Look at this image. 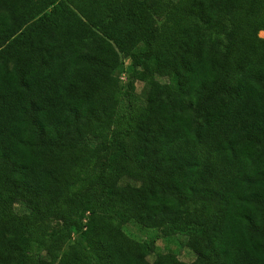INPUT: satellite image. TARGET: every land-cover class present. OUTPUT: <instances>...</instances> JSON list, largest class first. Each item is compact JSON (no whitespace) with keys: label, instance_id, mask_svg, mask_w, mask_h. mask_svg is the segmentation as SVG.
<instances>
[{"label":"trees","instance_id":"16d2710c","mask_svg":"<svg viewBox=\"0 0 264 264\" xmlns=\"http://www.w3.org/2000/svg\"><path fill=\"white\" fill-rule=\"evenodd\" d=\"M161 1L0 0V264H264V0Z\"/></svg>","mask_w":264,"mask_h":264},{"label":"rangeland","instance_id":"374dc122","mask_svg":"<svg viewBox=\"0 0 264 264\" xmlns=\"http://www.w3.org/2000/svg\"><path fill=\"white\" fill-rule=\"evenodd\" d=\"M172 0H162L161 1V6L162 8H166L167 6L170 5ZM157 22L159 28L164 31V30H169L172 31V25L170 22H166L165 16L163 14L157 16ZM169 31L167 33H169ZM259 36L263 37L264 36V31L259 32ZM232 57L230 56V59ZM128 59L125 60L126 68L124 69L123 72L120 73V80L122 83L123 90H125V83L128 80V73L129 70L127 69L128 67ZM135 95L138 100L143 99V90H144V83L137 81L135 83ZM124 92V91H122ZM119 113L123 114L125 113V98L121 96L120 104H119ZM17 210H20V206L16 205ZM53 227H60V223L57 222V220L52 221ZM124 231L131 237L145 242L149 249H150V254L148 256L149 261H152L156 254L158 252H165V251H171L175 253L179 259L186 261V262H191L195 258V253L189 249L187 246L184 244V236L181 234H172V235H163L162 232L157 229V228H149V227H144L138 222L134 220H130L127 223L124 224L123 226ZM76 239L75 234L72 235L70 241H74Z\"/></svg>","mask_w":264,"mask_h":264}]
</instances>
